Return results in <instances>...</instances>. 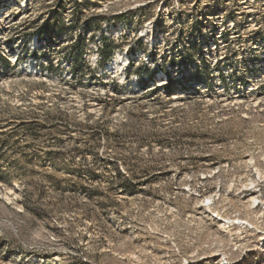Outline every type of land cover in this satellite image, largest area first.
<instances>
[{
	"label": "rangeland",
	"instance_id": "1",
	"mask_svg": "<svg viewBox=\"0 0 264 264\" xmlns=\"http://www.w3.org/2000/svg\"><path fill=\"white\" fill-rule=\"evenodd\" d=\"M0 264H264V0H0Z\"/></svg>",
	"mask_w": 264,
	"mask_h": 264
},
{
	"label": "bare ground",
	"instance_id": "2",
	"mask_svg": "<svg viewBox=\"0 0 264 264\" xmlns=\"http://www.w3.org/2000/svg\"><path fill=\"white\" fill-rule=\"evenodd\" d=\"M123 60V57L121 56V55H119L118 57H116L114 60H113V62L111 63V65H110V69L111 70H113V71H116L117 73H118V75H120V76H123L124 75V71H123V69L121 68V63H120V61H122ZM176 98V97H175ZM257 200V198L256 197H254L253 198V201H256ZM211 208L212 207H209V209L211 210ZM225 220H230V221H232L231 219H229V218H225ZM232 222H234V221H232Z\"/></svg>",
	"mask_w": 264,
	"mask_h": 264
},
{
	"label": "trees",
	"instance_id": "3",
	"mask_svg": "<svg viewBox=\"0 0 264 264\" xmlns=\"http://www.w3.org/2000/svg\"><path fill=\"white\" fill-rule=\"evenodd\" d=\"M102 53H103V51H102Z\"/></svg>",
	"mask_w": 264,
	"mask_h": 264
}]
</instances>
